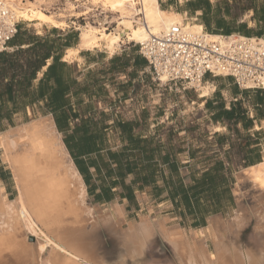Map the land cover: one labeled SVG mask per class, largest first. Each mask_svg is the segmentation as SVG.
<instances>
[{
	"label": "rangeland",
	"instance_id": "374dc122",
	"mask_svg": "<svg viewBox=\"0 0 264 264\" xmlns=\"http://www.w3.org/2000/svg\"><path fill=\"white\" fill-rule=\"evenodd\" d=\"M70 4L76 8L73 15H66L70 27L64 31L44 27L43 34H39L32 25L17 24V34L9 42L6 56L0 59V94L4 82L12 77L22 81L21 88L27 84L28 88L14 105L2 95L0 132L42 117L50 118L55 125L45 99L35 100L36 95L31 93L37 90L47 65L58 58L64 65V76L76 83L67 96L72 112L79 119L90 117L98 122L89 131L102 134L103 163L108 162L107 151L120 149L122 163H133L129 174L115 185L116 174L108 175L103 165L100 176L90 169L95 193L102 186L111 188L99 199L89 194L83 181L86 202L93 212L91 219L97 221L88 235L97 260L103 264H179L159 233V226L164 224L166 229L179 230L187 237H199L214 221L221 226L226 246L259 253L262 240L255 239L254 212L261 209L264 196L255 192L242 174L250 164L261 162L264 154V92L240 90L228 77H206L204 83L215 86L206 98H199L183 83L162 86L147 67L135 72L139 54L133 44H122L111 57L102 51L81 52L80 62L67 63L64 55L67 49L77 46L80 27L96 25L94 16L99 14H83V2L77 0H54L48 8L66 13ZM169 7L187 12L189 19L199 12L197 23L204 25L207 34L218 33L209 28H214L219 18L244 24L253 31L264 30V0H160L161 9ZM34 46L39 55L49 51L50 57L29 81L24 71L34 60ZM114 59L117 61L112 63ZM232 105L238 109L228 120L223 111H229ZM256 125H260L259 130ZM218 127L220 131L215 129ZM59 134L63 143V134ZM1 156L0 150V184L8 200H15L17 190ZM206 173L209 177H204ZM237 215L244 221L238 236L229 228ZM102 216L109 220L101 222ZM145 222L152 226L153 236L142 254L131 258L122 243V232L131 223L138 226ZM27 242L34 245L35 237L27 235ZM207 247L212 253L210 242Z\"/></svg>",
	"mask_w": 264,
	"mask_h": 264
},
{
	"label": "bare ground",
	"instance_id": "6f19581e",
	"mask_svg": "<svg viewBox=\"0 0 264 264\" xmlns=\"http://www.w3.org/2000/svg\"><path fill=\"white\" fill-rule=\"evenodd\" d=\"M53 1L0 0V50L18 23L32 25L39 34L44 27L62 31L69 28L66 15H73L76 7L70 4L66 13H54L48 8ZM77 1L83 2V14H99L94 16L96 25L80 27L77 46L67 49L64 55L67 63L80 62L81 52L102 51L111 57L122 44H143L152 35H164L171 27L202 35L222 46L245 38L209 35L204 25L197 23L199 12L189 19L187 12L176 11L174 7L161 9L160 0ZM258 39L264 46V37ZM157 81L163 86L167 78L162 76ZM186 87L199 98L209 97L215 91L212 83L202 81L186 83ZM261 126L264 127V121ZM255 129L259 130L260 125ZM0 150L17 190L16 199L8 200L0 184V264H103L88 243L90 230L97 221L91 219L93 212L86 202L85 185L52 120L42 117L0 132ZM242 175L255 192L264 196V154L261 162L244 169ZM254 218L255 239L262 240L257 254L226 246L221 226L215 221L202 230L201 239L196 234L187 237L179 230L166 229L164 224L158 229L179 264H264V204L254 212ZM108 220L107 216L100 219L103 223ZM243 226V218L237 215L229 228L238 236ZM151 227L146 222L138 226L131 223L122 232V243L131 258L142 254L153 236ZM27 235L35 237L34 245L27 242ZM208 242L213 246L212 253Z\"/></svg>",
	"mask_w": 264,
	"mask_h": 264
},
{
	"label": "trees",
	"instance_id": "16d2710c",
	"mask_svg": "<svg viewBox=\"0 0 264 264\" xmlns=\"http://www.w3.org/2000/svg\"><path fill=\"white\" fill-rule=\"evenodd\" d=\"M209 28V26H206ZM218 33H211L209 35H219V36H231V35H240L245 38L252 37H261L264 35V30L260 29L253 31L251 29H246L244 24L235 25V21H226L225 19L219 18L216 21L214 28ZM11 48V47H10ZM36 46L31 48V51L34 53V60H30L27 64V68L24 71V75L29 74V81L34 79L35 73L40 67L43 66L45 61L49 59L50 52L47 51L42 55H39V52L35 51ZM6 53L0 55V59L5 57ZM117 61L114 59L112 63ZM58 58H55L53 63L47 68L43 77L38 83L37 90L31 95H36L35 100L43 101L45 99V106L48 108V113L53 116L55 126L59 133L63 134V144L66 147L74 165L76 166L79 174L82 176L85 185L88 187L90 195H93L96 199H99L102 195L110 192V187L102 186L99 193H95L96 186L91 185L92 174L90 169H94V173L98 176L101 174L100 165H103L107 171L108 175L116 174L117 179L113 182V185L116 184L117 180H122L124 175L129 174L133 163L126 161L122 163L120 160V154L122 150L116 152L107 151L105 155L108 157V162L103 163L102 158V134L97 132H90V128H96L98 122H94L92 118L87 117L85 119H79V117L72 112L69 102L68 94L69 89L72 85L76 84L74 81L66 78L62 72V67ZM146 67L145 61L137 56L135 72L142 70ZM6 80V79H5ZM4 92L3 94L9 99L12 104L16 102L23 96L21 92H26V88L22 87L21 80H14V77L10 81L4 82ZM16 87V89H15ZM257 92H261L256 90ZM2 94V95H3ZM2 95L0 94V112L4 104H1ZM240 104L239 102H236ZM263 104V101H261ZM238 109L236 105H232V108L229 111L224 110L223 113L228 120L233 118L235 110ZM237 116H242L241 113H238ZM79 120L77 123H74L76 120ZM74 123L71 127V124ZM122 126L128 127L130 123H123ZM130 139L132 137L130 136ZM114 164L115 167L112 168L111 165ZM250 164V166L255 165ZM126 173H123V171ZM204 177H209V173H206Z\"/></svg>",
	"mask_w": 264,
	"mask_h": 264
},
{
	"label": "built area",
	"instance_id": "2783aa9c",
	"mask_svg": "<svg viewBox=\"0 0 264 264\" xmlns=\"http://www.w3.org/2000/svg\"><path fill=\"white\" fill-rule=\"evenodd\" d=\"M15 29L2 43L0 55L7 52L9 42L17 34V25ZM261 37L236 39L222 46L207 41L202 35L171 27L164 35H152L136 47L156 81L162 76L173 84L228 77L240 90L264 92V46L258 42ZM247 86L252 88L246 89Z\"/></svg>",
	"mask_w": 264,
	"mask_h": 264
},
{
	"label": "water",
	"instance_id": "95a60500",
	"mask_svg": "<svg viewBox=\"0 0 264 264\" xmlns=\"http://www.w3.org/2000/svg\"><path fill=\"white\" fill-rule=\"evenodd\" d=\"M51 64H48L47 67L45 68V70H47V68L50 66Z\"/></svg>",
	"mask_w": 264,
	"mask_h": 264
},
{
	"label": "crops",
	"instance_id": "0c3cea01",
	"mask_svg": "<svg viewBox=\"0 0 264 264\" xmlns=\"http://www.w3.org/2000/svg\"><path fill=\"white\" fill-rule=\"evenodd\" d=\"M141 58V57H140ZM53 122V121H52ZM54 124V123H53ZM55 126V125H54ZM56 128V127H55ZM57 130V129H56ZM249 167V166H248ZM77 169V168H76Z\"/></svg>",
	"mask_w": 264,
	"mask_h": 264
}]
</instances>
